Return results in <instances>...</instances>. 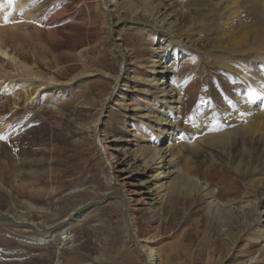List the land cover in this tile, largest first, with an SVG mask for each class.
Returning a JSON list of instances; mask_svg holds the SVG:
<instances>
[{"label": "rangeland", "instance_id": "374dc122", "mask_svg": "<svg viewBox=\"0 0 264 264\" xmlns=\"http://www.w3.org/2000/svg\"><path fill=\"white\" fill-rule=\"evenodd\" d=\"M14 1L0 0V28L18 27L8 32L6 47L57 86L0 93V213L8 217L0 218V264H147L149 247L158 252L152 264H264V133L221 147L201 141L251 125L245 107L264 101V2L246 0L240 18L228 0H172L167 8L179 43L166 53L168 85L188 98L176 144L200 148L186 153L189 162L206 172L223 202L249 204L253 212L252 218L244 210L234 220L226 217L233 224L221 226L197 191L172 192L125 211L111 194L107 162L93 137L101 113L102 138L120 139L115 145H124L127 156L158 141L162 104L151 61L165 29L135 15L129 0H25L19 9L9 7ZM120 61L125 78L104 105ZM244 67L254 85L262 79L259 91L241 78ZM14 69L0 57V74L16 77ZM258 121L264 129V114ZM236 184L241 190L234 193ZM45 231L49 241L39 237Z\"/></svg>", "mask_w": 264, "mask_h": 264}, {"label": "bare ground", "instance_id": "6f19581e", "mask_svg": "<svg viewBox=\"0 0 264 264\" xmlns=\"http://www.w3.org/2000/svg\"><path fill=\"white\" fill-rule=\"evenodd\" d=\"M24 2L25 0H15L13 5H10L9 7H17L19 9L23 6ZM26 2H28V0ZM262 2H264V0H262ZM171 3L172 0H129V6L131 7L129 9H131L135 15H139L141 13L143 15L145 14L150 17V21L152 19L157 25L165 29V38L161 43L162 47L154 50L155 53L152 57L153 60L151 61V70L153 74L156 75L153 79V87L155 88L156 99H160L162 107L159 109L158 115L155 118L158 141L153 145L152 148L143 149L141 152L142 155H138L136 151L127 156L125 153H128L129 151L127 152L125 150L126 148L124 145L119 148L117 145H115V143L121 142L120 139L112 138L109 140V142H106V140L102 138L101 132L97 129L101 113L100 116H97V119L94 121L92 125L93 137L98 139V148L101 150L102 155L107 162L109 180L110 183H112L111 188L114 189L111 194L122 200L124 210H129L130 212L132 209L137 210L139 205H152V203L160 201L172 192L185 191L189 195L194 191H197V194L200 195L199 197H202V199L206 201L208 213H210V215L214 217L213 220L218 221L221 226L233 224L227 223L229 221L226 219V217L230 218V221L234 220L236 217L243 215V210L245 211V216L252 218L253 212L251 211L249 204H239L236 207H231L232 203L223 202V199L218 196V191L213 188V181L208 178L206 172L199 171L196 165L193 166L192 163H190L186 158L187 152L197 155L199 154L200 148L194 146L195 144L191 146L184 144L182 148H180L181 146L176 144V130H179V128L183 126V121H185V117L187 115L188 98L187 94L182 88L174 87L172 83L168 85V80L172 75V66L168 64L166 53L168 52L170 46H173V44H179L175 43L173 35L177 28V22L174 17H171L169 14H167V8ZM238 3L241 4L238 5ZM140 4L142 6H139ZM228 4L229 6H232L233 15L236 17L237 15H240L238 13L241 11L240 8L244 7L242 4H246V0H228ZM26 17L27 20L30 21L34 19V16L31 13L27 14ZM15 27L18 28L15 23H12L7 27L0 28V57L5 63H9L11 66H13L16 73H18L16 77H11L9 74L4 72L0 74L1 95L6 93H12L11 95H15L16 91H23L26 94L34 85H39V87L42 88L47 86L46 88L54 90V80L52 81L48 78L49 80L43 81L36 72H33L31 69L25 66V64H23L14 54L11 53L9 48L6 47L7 44L5 43L8 40L7 36L10 37V35L7 34L11 30H18L15 29ZM46 32L52 33L53 35L55 34V31ZM251 35L254 39L259 41L260 34L258 32H252ZM244 43L246 42L244 41ZM115 47L116 51L120 49L118 43L115 44ZM261 50L264 52V48ZM122 60H124V58H121V61ZM121 61L118 73L115 77H113L111 92L106 98L104 105L108 102V100H110L112 93L117 91L116 89L118 85L121 81L123 82L125 78L126 65L124 66L122 64L123 62ZM3 68H1V71ZM242 69L244 73L240 72L242 74L241 78L244 81H247L256 91H259V89L262 87V79L255 78L258 79V83L260 84L254 85L250 80L251 78H254L253 73L251 72L252 70H248L245 67ZM64 91L66 90L61 91L60 89H56L57 94H60ZM134 91L136 92V90ZM28 98H30V96ZM260 100H262V97ZM260 100H256L252 108L245 107L246 110H248L249 115L253 116L254 122L251 123V125L238 128L233 132L228 131L217 136L205 137L202 138L201 141H204L210 146H215L217 143V146L221 147L223 144L228 143L229 141H232L231 144L235 143V139L238 137L243 141H246L250 135L255 136L262 132L264 133V129H262V122L258 121V119L264 114V109H262L264 101L260 103ZM137 156L143 157V159L141 158L142 160H138L136 159ZM23 189H25V186ZM240 190L241 186L236 184L234 186L233 192L235 193ZM29 191L30 190H28V192ZM29 193L34 197L37 196H35L33 190ZM37 194H40V192ZM86 207H88V205L81 207L80 209H85ZM220 208L222 213L221 217H219L217 214L218 211H220ZM263 213L264 210L262 211V214ZM79 214H81V212L78 209L70 216L69 220L73 219L75 215ZM245 216H243V220L239 222V224L243 226L244 229L248 226V223L245 221ZM0 218L3 222L8 220V217L1 213ZM69 220L68 222H70ZM133 221V218H131L130 225L134 233L136 229L134 227ZM39 237L43 241H49L50 238V236L46 234V231L39 232ZM261 249L263 251L262 254L264 255V242L261 245ZM148 251L147 264H152L156 258V255H158V252H156L152 247H149Z\"/></svg>", "mask_w": 264, "mask_h": 264}, {"label": "water", "instance_id": "95a60500", "mask_svg": "<svg viewBox=\"0 0 264 264\" xmlns=\"http://www.w3.org/2000/svg\"><path fill=\"white\" fill-rule=\"evenodd\" d=\"M124 61V60H123Z\"/></svg>", "mask_w": 264, "mask_h": 264}]
</instances>
